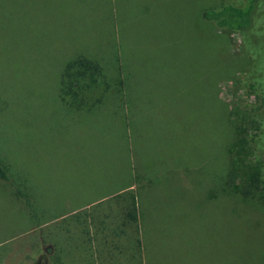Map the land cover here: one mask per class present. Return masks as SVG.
Here are the masks:
<instances>
[{
	"label": "rangeland",
	"instance_id": "obj_1",
	"mask_svg": "<svg viewBox=\"0 0 264 264\" xmlns=\"http://www.w3.org/2000/svg\"><path fill=\"white\" fill-rule=\"evenodd\" d=\"M244 4L0 0V161L24 196L0 180V264H264V0L244 31L203 18ZM80 56L105 75L90 112L60 97Z\"/></svg>",
	"mask_w": 264,
	"mask_h": 264
},
{
	"label": "trees",
	"instance_id": "obj_2",
	"mask_svg": "<svg viewBox=\"0 0 264 264\" xmlns=\"http://www.w3.org/2000/svg\"><path fill=\"white\" fill-rule=\"evenodd\" d=\"M257 1L245 0V4L241 7L226 6L219 11H204L203 18L205 21L215 24L218 29L244 31L253 26ZM104 78V70L98 62L85 56L77 57L69 61L64 67L60 82V97L77 111H91L103 102L105 95L96 91L99 86L105 84ZM244 142L247 144V140ZM256 144L258 145L257 142ZM0 180L15 188L19 197H24L19 187L12 182L8 168L1 161ZM244 197H247V194ZM130 199L131 211L127 217L130 224L134 225L137 230L139 229L137 226L139 221L137 198L135 195H131ZM27 205L29 206L28 202ZM139 245L141 248L140 240Z\"/></svg>",
	"mask_w": 264,
	"mask_h": 264
},
{
	"label": "crops",
	"instance_id": "obj_3",
	"mask_svg": "<svg viewBox=\"0 0 264 264\" xmlns=\"http://www.w3.org/2000/svg\"><path fill=\"white\" fill-rule=\"evenodd\" d=\"M94 109H91V111H93ZM75 111H77V110H75ZM83 111L90 112V111H87V110H82V112ZM79 112H81V111H79ZM137 182H138V180H137ZM135 184H137V186L139 185L138 183H136L135 180H132L131 185L124 186V187H122L119 190H114V191H111V192L108 191L106 194H104L103 196H101L99 199H96L93 203H90L88 205H83L82 207H77L76 209H74L73 213L75 214L77 212H80V211H82L84 209L89 208L90 206H92L94 204L101 203V202H104V201L113 199L115 197H118V196L124 194L127 191H133V190L135 191L136 188H137Z\"/></svg>",
	"mask_w": 264,
	"mask_h": 264
}]
</instances>
